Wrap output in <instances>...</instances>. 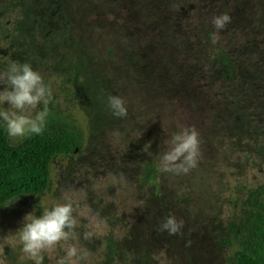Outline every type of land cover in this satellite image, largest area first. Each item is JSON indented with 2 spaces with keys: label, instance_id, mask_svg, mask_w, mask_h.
<instances>
[{
  "label": "rangeland",
  "instance_id": "rangeland-1",
  "mask_svg": "<svg viewBox=\"0 0 264 264\" xmlns=\"http://www.w3.org/2000/svg\"><path fill=\"white\" fill-rule=\"evenodd\" d=\"M225 13L231 22L215 29ZM25 62L52 88L44 129L79 132L81 147L52 159L44 192L0 205V264H34L17 234L25 216L69 200L76 236L44 264L69 245L90 264L110 226L120 229L108 264H232L240 185L264 184V0H0V71ZM109 95L127 117L112 114ZM185 127L199 133L197 166L158 171ZM148 155L155 173L140 189ZM170 216L184 221L180 234L159 230Z\"/></svg>",
  "mask_w": 264,
  "mask_h": 264
},
{
  "label": "clouds",
  "instance_id": "clouds-1",
  "mask_svg": "<svg viewBox=\"0 0 264 264\" xmlns=\"http://www.w3.org/2000/svg\"><path fill=\"white\" fill-rule=\"evenodd\" d=\"M230 22L231 17L226 13L212 19L217 30L225 29ZM211 40L213 44L217 43L218 36L213 34ZM52 94L51 86L45 83L41 73L34 70L30 63H11L5 71H0V120L5 123L8 136L22 140L33 134H41L47 123ZM6 102L8 106L4 107ZM107 105L116 117H127L128 110L122 97L109 95ZM200 143L195 127L183 128L168 141L169 147L160 158L158 171L187 174L198 164ZM74 212V202L69 200L57 203L51 209L45 208L42 215L30 213L25 216L23 227L17 234L22 251L34 264H42V253L75 238L78 222ZM183 226V220L178 221L170 216L159 225V230L176 235L182 232ZM93 235L92 231H85L84 239H91ZM65 252L66 255L57 264H80L87 259V253H80L74 245L67 246Z\"/></svg>",
  "mask_w": 264,
  "mask_h": 264
},
{
  "label": "trees",
  "instance_id": "trees-1",
  "mask_svg": "<svg viewBox=\"0 0 264 264\" xmlns=\"http://www.w3.org/2000/svg\"><path fill=\"white\" fill-rule=\"evenodd\" d=\"M216 57L222 66H230L223 48L217 49ZM228 73L231 74L230 70ZM80 147L79 132L64 127L44 129L41 134L27 136L12 145L6 127L0 121V205L20 196L44 192L49 184L52 159L76 152ZM154 166V156L148 155L142 167L140 189L152 179ZM239 196L238 210L232 215L227 229L236 245L228 261L232 264H264V184H241ZM119 229L120 226H110L105 232L102 247L89 256L90 264H108L116 255ZM222 241L230 243L228 239Z\"/></svg>",
  "mask_w": 264,
  "mask_h": 264
}]
</instances>
